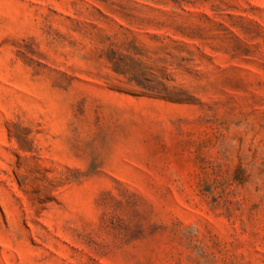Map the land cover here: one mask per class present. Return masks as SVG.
<instances>
[{
	"label": "rangeland",
	"instance_id": "374dc122",
	"mask_svg": "<svg viewBox=\"0 0 264 264\" xmlns=\"http://www.w3.org/2000/svg\"><path fill=\"white\" fill-rule=\"evenodd\" d=\"M0 264H264V0H0Z\"/></svg>",
	"mask_w": 264,
	"mask_h": 264
}]
</instances>
